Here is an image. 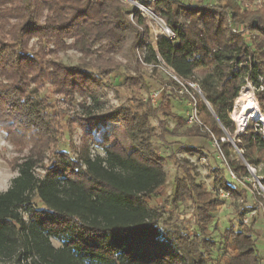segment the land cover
Segmentation results:
<instances>
[{
  "label": "trees",
  "instance_id": "obj_1",
  "mask_svg": "<svg viewBox=\"0 0 264 264\" xmlns=\"http://www.w3.org/2000/svg\"><path fill=\"white\" fill-rule=\"evenodd\" d=\"M131 1L150 8L174 38L159 34L151 46L145 19L137 10H126L122 0H0V119L24 134L35 130L45 146L50 123L37 92L46 81L70 104L75 96L90 99L92 106L84 108L93 119L87 125L78 123L85 128L78 160L58 151L39 178L34 172L44 159L40 152L15 166L17 176L0 194V264H20L28 258L30 264H211L209 251L216 244L207 238L208 229L222 201L196 182L187 160L180 164L183 177L173 182L171 203H194L198 226L191 238L175 237L182 255L160 239V213L148 204L166 182L150 126L151 115L166 109L163 102L144 114L115 110L112 116L122 124L131 151L123 156L103 146L104 156L91 157L88 145L106 120L93 118L97 84L80 67L62 64L58 54L74 50L84 59L104 62L98 68L102 77L120 69L114 58L123 55L141 89L147 87L141 65H158L160 59L184 82L198 84L217 119L191 90L199 123L182 136L216 142L230 161L231 146L223 130L231 135L235 131L228 113L245 80L254 88L264 119V5L248 12L243 0H189L199 3L197 7L174 0ZM240 25L250 31L249 42L243 31H232ZM198 71L204 74L195 79ZM164 127L161 135L170 136ZM236 146L248 166L260 162V122L247 125L236 136ZM229 167L238 179L247 176L240 161H230ZM216 181L229 196L239 195L222 170ZM243 216L239 211L223 233V245L233 252L226 264H262L254 240L256 221L245 224Z\"/></svg>",
  "mask_w": 264,
  "mask_h": 264
},
{
  "label": "rangeland",
  "instance_id": "obj_2",
  "mask_svg": "<svg viewBox=\"0 0 264 264\" xmlns=\"http://www.w3.org/2000/svg\"><path fill=\"white\" fill-rule=\"evenodd\" d=\"M122 1L126 3V10H136V2L131 0L130 2ZM243 1L244 8L249 10L248 12L257 11L264 5V0ZM183 2L187 6H200L199 3L189 0H183ZM142 15L149 28L147 41L151 46H154L155 37L162 34V23L146 13H142ZM129 19L131 20L130 17ZM238 27L243 29L244 39L249 42L250 31L246 29V25ZM30 46H35V40L30 41ZM49 49L51 47L46 49V51L48 52ZM138 54L141 56L140 53ZM58 59L65 66L80 67L96 81L97 89L92 92L98 100V106L93 108V118H104L106 120L105 124L100 123L99 130L93 134L94 142L88 145V153L91 157L96 155L104 156L103 146L123 156H127L131 151L123 132L122 124L117 118L112 116L115 110L128 108L134 113L144 114L148 108H156L160 101L166 107V109H162L150 117V126L153 128L151 142L156 153L164 161L163 169L166 174L164 186L148 200L149 206L160 213L158 226L162 241L171 244L182 255L181 250L176 248L175 237L187 236L191 238L197 231L198 215L196 205L191 202H184L178 205L171 203L173 182L176 178L183 177L180 164L187 160L190 163L196 182L202 184L209 193L218 196L222 201V205L212 214L213 219L208 229L209 236L207 238L216 244V247L209 251L211 264H226L227 258L233 254L232 251L227 249L226 245H223V233L229 227L230 222L237 216V213L242 210L244 211L243 223L249 224L253 220L256 221L253 228L254 240L256 241V248L260 257H263L264 195L261 197L258 193L261 191L259 187L264 186V156L261 155L259 157L261 161L256 165L248 166L243 160L241 151L236 146V136L241 134L247 125L255 124L256 122H260L261 134L264 136V119L260 116V109L259 118H247L241 127H238V124L233 119L238 111L236 102L242 94L253 98L257 104L254 97V88L249 82L244 81L246 83L241 88L239 97L235 100L236 102L234 101L228 113L229 119L234 124V133L231 135L223 130L231 146L228 151L229 160L240 161L247 172L246 177L238 179L229 167L230 161L226 159L224 154L219 152L216 142L203 138H185L182 136L184 130L191 126L189 117L192 114V106L188 97L179 93L180 88L169 83L157 69L145 64L141 65L139 73L147 85L145 89H141L131 79L135 77V74L123 55L115 56L114 62L121 67L119 70L111 72L109 77L99 75L100 70L98 68L103 66L104 62L98 63L94 60L84 59L74 50L58 54ZM203 74V71L196 72L195 79ZM190 83L195 84L199 88L196 82L191 81ZM160 88H163L160 98L155 103H151L149 101L150 94ZM37 96L41 98L42 111L50 123L49 140L42 147L40 143L41 137L35 130L24 134L14 129L13 125L0 119V194L9 188L12 179L17 176L18 173L15 166L37 152H40L39 154L44 158L42 164L34 172L37 178L43 176L44 168L49 165L50 160L58 151L66 152L74 160H78L80 157L85 128L79 126L78 123L87 125L91 122L90 120H93L88 118L84 108L85 106H92L91 100H83L79 96H75V102L70 104L65 97L58 95L53 86L47 81L39 89ZM198 98L203 101V96L198 95ZM0 110H3L2 107H0ZM162 124L171 133L170 136L161 135ZM221 170L223 171L224 180L232 187L239 189V195L235 197L229 196L227 199L220 197L219 192L222 190L216 179L219 177ZM230 172L238 181L231 179ZM34 204L40 207L37 199H34ZM25 218L26 216L24 215ZM52 245L56 248L59 247V243L55 240H52ZM262 264H264V260H262Z\"/></svg>",
  "mask_w": 264,
  "mask_h": 264
},
{
  "label": "built area",
  "instance_id": "obj_3",
  "mask_svg": "<svg viewBox=\"0 0 264 264\" xmlns=\"http://www.w3.org/2000/svg\"><path fill=\"white\" fill-rule=\"evenodd\" d=\"M156 0H150L149 3L155 2ZM174 1H178L181 2L182 4H185L183 2V0H174ZM187 2V1H186ZM135 8L136 10L141 14V16L143 17L142 13H146L148 15H150L153 18H156L157 20H159L162 23V35L165 36L168 39H173L174 38V34L165 26L164 22L159 19L152 11L150 8L141 5L139 3H135ZM130 18L132 19V17L130 16ZM242 28L238 27V26H233L232 27V31L234 33H240L242 32ZM159 60V64L158 65H147L151 68H155L157 69L167 80L173 82L178 88H180L179 93L180 94H184L186 97H188L189 103L192 106V114L189 117V123L191 125H193L194 123H199L198 119H197V112H196V99H195V95L194 93H196V95L201 96L202 97V93L200 91V89L193 83L190 82H184L181 78H179L178 76H176L173 71L171 69H169L160 59ZM183 90V91H182ZM194 92H192V91ZM163 91V88L157 89L154 92H152L149 96V101L151 103H155L159 98L160 95ZM196 91V92H195ZM230 177L232 180L238 181L236 179V177L230 172ZM240 182V181H239ZM241 183V182H240ZM243 184V183H241ZM260 188V192L258 193L261 197L262 195H264V186L263 187H259ZM220 197L223 199H227L229 197V194L227 192H219ZM262 242L264 243V234L262 236ZM262 260H264V254L263 257H261ZM30 259H26V260H22L20 262V264H30Z\"/></svg>",
  "mask_w": 264,
  "mask_h": 264
},
{
  "label": "bare ground",
  "instance_id": "obj_4",
  "mask_svg": "<svg viewBox=\"0 0 264 264\" xmlns=\"http://www.w3.org/2000/svg\"><path fill=\"white\" fill-rule=\"evenodd\" d=\"M236 102V101H235ZM237 113L234 115L233 119L238 124V127H241L247 118L256 119L259 118V108L255 100L245 94H242L237 102ZM261 114V113H260Z\"/></svg>",
  "mask_w": 264,
  "mask_h": 264
},
{
  "label": "water",
  "instance_id": "obj_5",
  "mask_svg": "<svg viewBox=\"0 0 264 264\" xmlns=\"http://www.w3.org/2000/svg\"><path fill=\"white\" fill-rule=\"evenodd\" d=\"M125 1H129V2H130V0H125ZM203 101H204V104L206 105V107L208 108L209 112L214 116V114H213V112H212L210 106H209L208 103L204 100V98H203ZM214 118L216 119L215 116H214ZM216 120H217V119H216Z\"/></svg>",
  "mask_w": 264,
  "mask_h": 264
}]
</instances>
